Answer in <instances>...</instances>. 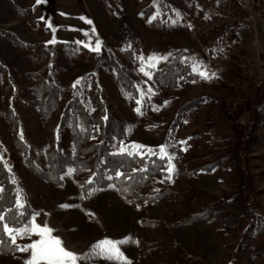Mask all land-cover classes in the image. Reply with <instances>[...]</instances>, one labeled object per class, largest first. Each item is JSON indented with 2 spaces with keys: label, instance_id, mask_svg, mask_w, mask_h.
I'll use <instances>...</instances> for the list:
<instances>
[{
  "label": "rangeland",
  "instance_id": "1",
  "mask_svg": "<svg viewBox=\"0 0 264 264\" xmlns=\"http://www.w3.org/2000/svg\"><path fill=\"white\" fill-rule=\"evenodd\" d=\"M53 36L56 42L46 43ZM97 39L101 41L99 53L84 46L94 47ZM38 44L48 50L44 60L29 46ZM112 55L127 68L136 94L118 82L111 67ZM153 55L168 58L149 68L148 57ZM0 58L15 89L14 96L5 90L0 70V156L17 193L39 213L36 222L53 228V235L59 236L68 250L83 257L99 240L129 237L120 247L131 264H264V218L258 215L259 211L264 213V141L253 143L248 154L253 185L249 204L246 201L247 207H243L236 200L228 202V194L237 188L229 158L235 139L231 121L219 102L239 104L253 98L264 81V0H42L39 4L36 0H0ZM173 61L185 64L191 74L165 94L153 76L159 65ZM194 61L209 76H215L202 78L193 71ZM47 64L55 65V79L61 87L82 78L77 86L86 91L94 82L105 88L112 110L128 127L115 152L125 148L135 154L133 144L146 145L154 154L141 149L144 156L138 157L143 162L158 158L159 146L167 144L176 171L178 149L193 145L197 153L209 154L210 161L219 159L220 164L197 170L192 182L186 183L175 171L168 181V173L162 171L167 161L161 159L160 174L151 176L146 193H156L164 186H170L174 193L158 203L145 201V211L115 187L89 195L68 173L70 167L61 183L46 180L23 162L18 138L35 148V165L47 170L46 128L31 103L35 96L28 91L36 82L32 74ZM141 68L150 72L151 78ZM157 97H161L160 102ZM201 98L216 102H204L181 117L176 138L148 132L154 125L167 129L184 103ZM7 100L18 114L17 127L8 118ZM248 120L246 113L243 121ZM259 130L264 132V115ZM215 198L223 201L215 203ZM63 204L71 207H60ZM205 209L212 212V219L179 224ZM143 212L157 224L142 223ZM32 239L38 237L18 239L17 243ZM160 242L167 248L152 246ZM29 255L0 252V264H25ZM79 264L119 262L90 257Z\"/></svg>",
  "mask_w": 264,
  "mask_h": 264
},
{
  "label": "trees",
  "instance_id": "2",
  "mask_svg": "<svg viewBox=\"0 0 264 264\" xmlns=\"http://www.w3.org/2000/svg\"><path fill=\"white\" fill-rule=\"evenodd\" d=\"M29 46L36 49L41 60L46 59L48 50L43 45ZM82 50L84 53L86 52L85 48ZM90 54L94 55V53ZM111 64L117 73V80L124 90L136 94L134 80L116 55H112ZM0 70L5 90L13 93L14 96L13 79L2 58H0ZM55 71L54 64H47L39 73H33L32 76L35 77L36 82L28 89L35 96L31 103L40 113L41 121L46 128L48 169L43 170L35 165V148L22 143L18 138L20 151L24 155L23 162L34 168L46 180L55 184L62 182L63 173L70 167L73 169V177L79 180L84 192L100 190L111 184L131 203L140 205L142 211H145L143 205L145 201L158 203L167 196L173 195L174 192L170 186H164L156 193H146L151 176L160 174L159 171L163 167L161 159L154 157L140 162V158L136 154L128 156L126 153L115 152L121 140L127 136L128 127L127 123L112 110L105 88L97 82H94L88 91L80 86L74 88L72 84L61 87L56 82ZM190 74V70L185 64L173 61L159 65L153 79L161 91L167 94L178 87L181 80ZM7 101L8 118L11 125L17 127L18 114L11 106V101ZM157 101L160 102L161 97H157ZM207 101L216 102V99L201 98L188 101L179 109L167 129L164 126L154 125L149 127L148 132L155 131L159 136H175L176 138L179 134V125H182L181 117ZM219 102L223 113L231 121L235 139L229 158L232 162L231 170H235L237 188L235 192L228 194V202L232 203L236 200V204L240 202L239 204H242L243 207H247L246 201L249 204V197L251 198L253 190L249 174L248 154L253 143L264 141V132L259 130L261 115H264V81L258 87L253 98L246 99L239 104ZM246 113L249 114V120L243 121ZM141 120L144 121V118L142 117ZM209 156L206 153H197L193 145L186 151L179 148L175 176L182 177L186 183H188L187 181L192 182V176L197 170H210L209 168L220 164L219 159L210 161ZM132 169H137V171L133 172ZM117 170L122 173L120 177L115 176ZM90 178L91 183H89ZM0 187L3 188V191L0 192V213L11 217L17 211L15 207L17 186L3 159H0ZM214 201L220 204L223 200L215 198ZM24 212L25 217H29L33 213L27 202H25ZM211 214L210 210L205 209L179 224L186 225L196 219L209 220L212 219ZM142 215L141 222L145 225L150 222L157 224L147 217L146 213L143 212ZM258 215L264 218L263 212L259 211ZM158 244L154 245L153 243L152 246L159 249L168 246L163 242ZM15 251V246L11 245L4 237V247L0 249V252L11 256Z\"/></svg>",
  "mask_w": 264,
  "mask_h": 264
},
{
  "label": "snow or ice",
  "instance_id": "3",
  "mask_svg": "<svg viewBox=\"0 0 264 264\" xmlns=\"http://www.w3.org/2000/svg\"><path fill=\"white\" fill-rule=\"evenodd\" d=\"M42 0H36V3H41ZM43 19V17H41ZM81 19H85L81 17ZM91 24L90 20L86 21ZM175 23V21H173ZM49 28H52L51 23L47 25ZM55 32V28L52 29ZM55 36L50 41L46 43H55ZM77 43H84L83 41H78ZM85 47H88L91 51H95L99 53L101 51V41L97 39L95 41V46L93 47L91 44H84ZM171 55V54H169ZM168 57L165 56H149L147 67L154 68L155 64L160 60H166ZM141 61L143 63V57H141ZM193 71H196L198 75H200L204 79H210L215 76V73H212L209 76L208 72L204 70L199 62L194 61L192 65ZM141 71L144 72L146 76L151 78V73L146 71L145 68H141ZM82 78H78L74 83L73 87L75 88L78 84H80V80ZM152 89L149 88V92ZM143 95V93H141ZM140 104V101L137 100V105ZM136 111L139 113L140 108L137 107ZM181 144L185 143L184 141L180 142ZM132 147L137 149L136 155L144 156V152L140 151L141 149H147L149 155H153L151 148H148L146 145H138L133 144ZM167 144H162L159 146V159H163L167 161L166 168L162 169V171H166L168 175L166 179L168 181L172 180V174L175 171V166L173 164L174 156L170 154ZM186 150V149H182ZM120 153H126L128 156L134 155L132 151H129L125 148L120 149ZM2 159V157H0ZM146 170V169H145ZM133 172L137 171V169H132ZM73 169L69 168L68 173L71 174ZM122 173L120 171L115 172L116 177H120ZM112 179V177H109ZM91 178L89 179V183H91ZM163 182V181H161ZM109 187H113V185H109ZM3 191V188L0 187V192ZM91 191L89 192V195ZM83 198V197H82ZM15 207L17 209L15 215L11 217H7L4 213H0V249L4 247V237L10 242L11 245L15 246L16 251L30 253L28 258L25 260V264H79V262L83 260H87L90 257H102L109 261H117L119 264H131V261L125 256L124 252L121 250L120 245L128 243L129 237H125L122 240H114L109 238H104L102 240L94 243L89 253H85L83 257L79 254L68 250L61 238L59 236L53 235V228H51L48 224L41 225L36 222V216L39 215L38 212H33L29 217H25V202L23 201L21 195L17 193L15 198ZM60 207L68 208L71 205L63 204ZM139 207V205H137ZM11 211V209H9ZM33 235L38 237V239H32L30 243L19 244L17 243L18 239H24L26 237L31 238Z\"/></svg>",
  "mask_w": 264,
  "mask_h": 264
},
{
  "label": "built area",
  "instance_id": "4",
  "mask_svg": "<svg viewBox=\"0 0 264 264\" xmlns=\"http://www.w3.org/2000/svg\"><path fill=\"white\" fill-rule=\"evenodd\" d=\"M262 62L264 63V58L262 59Z\"/></svg>",
  "mask_w": 264,
  "mask_h": 264
}]
</instances>
